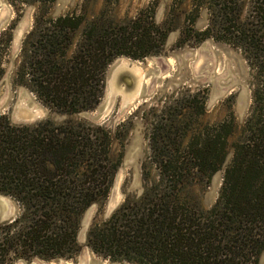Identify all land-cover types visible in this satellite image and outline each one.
<instances>
[{"label":"trees","instance_id":"16d2710c","mask_svg":"<svg viewBox=\"0 0 264 264\" xmlns=\"http://www.w3.org/2000/svg\"><path fill=\"white\" fill-rule=\"evenodd\" d=\"M206 1L212 28L225 30L252 59L253 110L208 208L188 193L222 167L233 116L186 139L189 116L205 110L198 90L176 97L152 117L149 143L158 175L90 228L88 244L105 257L139 264H258L264 251V0H250L242 19L235 0ZM171 28L156 19L154 4L125 21H84L82 13L38 21L23 40L15 81L53 110H92L103 97L111 61L121 54L141 58L159 52ZM12 39L11 28L0 32V81ZM184 119L178 137L172 129ZM111 143L104 124L72 118L17 123L0 115V193L20 207L14 219L0 222V264L79 252L85 211L110 192L117 167Z\"/></svg>","mask_w":264,"mask_h":264},{"label":"rangeland","instance_id":"374dc122","mask_svg":"<svg viewBox=\"0 0 264 264\" xmlns=\"http://www.w3.org/2000/svg\"><path fill=\"white\" fill-rule=\"evenodd\" d=\"M234 2L236 7L243 8L241 19L244 18L250 0ZM150 4L156 6L159 22L167 21L172 25L164 47L141 58L126 54L116 56L108 66L104 94L96 108L75 113L56 111L30 87L16 83L23 40L38 21L66 13H82L84 21L98 16L125 21ZM207 4L206 0H0V32L6 28L13 32L11 53L5 59L6 77L0 81V115L6 113L17 123L72 118L104 124L111 132L110 153L117 164L108 196L90 205L83 215L79 252L51 258L36 255L21 258L15 264L22 260L24 264H139L113 260L95 252L87 241L89 230L94 223L109 217L128 196L140 195L148 180L158 175L149 143L151 118L184 93L201 90L203 94L197 100L200 104L205 100L204 112L189 116L186 139L207 124L220 122L230 115L234 118L235 129L228 138V152L222 167L209 181L201 180L188 193L200 199L204 208L216 201L225 169L233 157L234 143L240 138L253 110L256 71L252 59L234 38H229L225 30L212 28V15ZM82 29L83 26L75 33L70 53ZM109 83L115 88L111 87L108 109L102 119L95 120L88 113H100ZM136 96L138 102L126 106ZM186 121L177 122L172 129L174 135L179 137ZM5 195L4 206L17 216L20 212L18 203L10 195ZM258 264H264V251Z\"/></svg>","mask_w":264,"mask_h":264},{"label":"water","instance_id":"95a60500","mask_svg":"<svg viewBox=\"0 0 264 264\" xmlns=\"http://www.w3.org/2000/svg\"><path fill=\"white\" fill-rule=\"evenodd\" d=\"M121 60V59H119ZM112 97V88H111V84L109 83L108 85V92L106 95V98L104 100V102L101 104L100 106V113L92 115V113H88L93 119L95 120H100L103 118L104 113H106L107 109H108V105L110 103V99ZM138 96H136L132 101L127 102L126 106L129 105H134L138 102ZM7 198V196L3 193H0V220H5V219H14L16 214L13 212V210L8 211L7 208L4 206L3 201ZM24 260H22L21 262H19L18 264H24Z\"/></svg>","mask_w":264,"mask_h":264},{"label":"bare ground","instance_id":"6f19581e","mask_svg":"<svg viewBox=\"0 0 264 264\" xmlns=\"http://www.w3.org/2000/svg\"><path fill=\"white\" fill-rule=\"evenodd\" d=\"M116 70H117V69H116ZM115 73H116V72H115ZM115 73L113 72V74H115ZM121 75H122V74H121ZM121 75L119 74V76H121ZM117 76H118V75H117ZM125 76H126V75H125ZM115 77H116V76H115ZM130 77H131V76H130ZM115 79H117V77H116ZM115 79H114V80H115ZM116 81H117V80H116ZM116 81H115L114 83H117ZM112 82H113V81H112ZM118 82H119V80H118ZM132 83H133V82H132ZM132 83H131V84H132ZM111 87H114V88H115V86H111ZM116 87H117V86H116ZM114 90H115V89H114ZM127 101H129V100L127 99Z\"/></svg>","mask_w":264,"mask_h":264}]
</instances>
